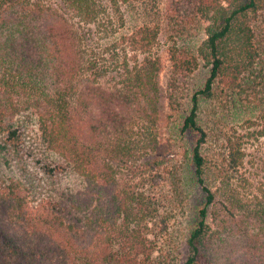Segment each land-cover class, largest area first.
<instances>
[{
    "label": "trees",
    "instance_id": "obj_1",
    "mask_svg": "<svg viewBox=\"0 0 264 264\" xmlns=\"http://www.w3.org/2000/svg\"><path fill=\"white\" fill-rule=\"evenodd\" d=\"M61 1L60 13L0 0V264L167 263L168 249L155 255L169 219L151 157L178 93L161 84L159 31L143 24L101 42L125 24L122 5L145 0ZM171 2L184 27L203 34L164 51L172 81L207 70L179 128L197 136L187 177L204 193L179 264H264V196L245 199L231 182L242 142L228 137L227 167L211 187L199 120L201 100L219 89L252 87L257 71L264 87V0Z\"/></svg>",
    "mask_w": 264,
    "mask_h": 264
},
{
    "label": "rangeland",
    "instance_id": "obj_2",
    "mask_svg": "<svg viewBox=\"0 0 264 264\" xmlns=\"http://www.w3.org/2000/svg\"><path fill=\"white\" fill-rule=\"evenodd\" d=\"M36 4L64 12L61 0H31ZM125 16V24L117 20L115 33L104 37L99 33L101 42L109 43L115 37L131 33L139 25L147 24L159 31V44L163 51L165 68L161 74V84L167 90L176 84L178 98L174 105L166 111V117L157 130L159 151L151 159L157 160L152 169L154 180L151 185L163 192L165 206L163 210L168 217L167 232L158 238V256L161 251L171 253V260L161 264H179L185 254V241L191 228L198 220V211L204 204V193L195 184L189 167V149L196 141L195 133L180 134L179 128L183 115L188 107L191 94L200 89L207 77V70L187 75L172 81L168 72V60L164 51L168 48L192 47L197 40L203 38L200 32L192 34L180 22L175 6L171 0H145L141 3L122 5L120 10ZM77 25L87 26L81 21L71 18ZM259 37L264 45V21H262ZM258 71L252 74V87L243 84V89L221 93L212 98H203L200 104V123L208 132V140L204 146L207 160V182L213 188L218 185L220 172L227 167L228 137L242 142L243 160L231 179L245 199L264 196V87ZM112 78L107 83H112ZM171 83V84H170ZM34 118L26 117L27 132L35 137L37 126ZM188 154V155H187ZM185 166V169L183 167ZM189 170H188V169ZM1 169V162H0ZM176 170V180L172 177ZM171 217V218H170ZM165 232V233H164ZM170 238H167V236ZM169 239V240H167ZM166 262V261H165Z\"/></svg>",
    "mask_w": 264,
    "mask_h": 264
}]
</instances>
